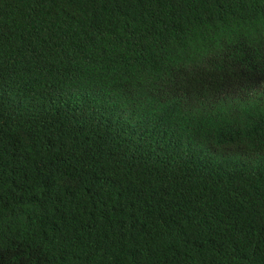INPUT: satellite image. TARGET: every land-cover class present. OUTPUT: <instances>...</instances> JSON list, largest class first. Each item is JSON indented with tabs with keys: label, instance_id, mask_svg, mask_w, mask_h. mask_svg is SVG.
<instances>
[{
	"label": "trees",
	"instance_id": "obj_1",
	"mask_svg": "<svg viewBox=\"0 0 264 264\" xmlns=\"http://www.w3.org/2000/svg\"><path fill=\"white\" fill-rule=\"evenodd\" d=\"M0 264H264V0H0Z\"/></svg>",
	"mask_w": 264,
	"mask_h": 264
}]
</instances>
